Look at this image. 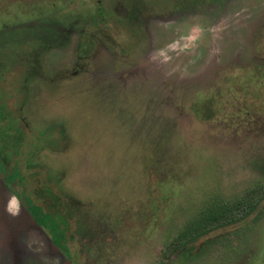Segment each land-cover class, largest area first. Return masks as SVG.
Wrapping results in <instances>:
<instances>
[{"label":"rangeland","instance_id":"rangeland-1","mask_svg":"<svg viewBox=\"0 0 264 264\" xmlns=\"http://www.w3.org/2000/svg\"><path fill=\"white\" fill-rule=\"evenodd\" d=\"M0 140L49 234L121 236L89 264H264V0H0Z\"/></svg>","mask_w":264,"mask_h":264},{"label":"flooded vegetation","instance_id":"flooded-vegetation-1","mask_svg":"<svg viewBox=\"0 0 264 264\" xmlns=\"http://www.w3.org/2000/svg\"><path fill=\"white\" fill-rule=\"evenodd\" d=\"M136 20L134 17L129 25L136 24ZM3 147L0 156L6 148ZM27 191L22 184L8 183L0 176V264H89L95 260L98 263L110 249L118 248L116 244H122L118 234H89L92 220L84 200L78 201L79 206L69 205L72 210L67 218L61 211L51 216L47 222L53 223L58 234H49L41 225V219L45 218L36 209L38 203L27 198ZM37 193L40 197L44 195L39 189ZM57 197L51 199V205L58 208L62 200ZM67 222L74 223L73 231L66 229Z\"/></svg>","mask_w":264,"mask_h":264},{"label":"trees","instance_id":"trees-1","mask_svg":"<svg viewBox=\"0 0 264 264\" xmlns=\"http://www.w3.org/2000/svg\"><path fill=\"white\" fill-rule=\"evenodd\" d=\"M49 39L54 41V38ZM237 213L238 206L212 205L192 221L184 234L181 235L180 240L195 241L219 226L234 223L239 217L236 218Z\"/></svg>","mask_w":264,"mask_h":264}]
</instances>
